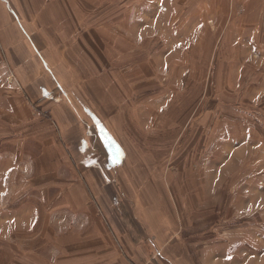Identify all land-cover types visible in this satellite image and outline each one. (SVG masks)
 <instances>
[{
  "label": "rangeland",
  "instance_id": "1",
  "mask_svg": "<svg viewBox=\"0 0 264 264\" xmlns=\"http://www.w3.org/2000/svg\"><path fill=\"white\" fill-rule=\"evenodd\" d=\"M59 1L91 68L75 95L131 163L83 104L53 126L56 90L3 105L0 264H264V0Z\"/></svg>",
  "mask_w": 264,
  "mask_h": 264
},
{
  "label": "crops",
  "instance_id": "2",
  "mask_svg": "<svg viewBox=\"0 0 264 264\" xmlns=\"http://www.w3.org/2000/svg\"><path fill=\"white\" fill-rule=\"evenodd\" d=\"M36 6V2L33 4L30 0H0V48L3 47V53L0 52V93L3 89H9L14 92V97L19 96L20 98L12 100L11 95V101L7 100L8 103L1 98L0 110H3L2 107L6 104H11L15 113L16 111L21 113L20 109L26 110L22 98L24 99L27 95V88L30 86L33 95L41 98H48L50 90H56L58 95L53 98V104L49 105L50 117L48 118L53 121V126L56 123L66 128L67 120L71 117L70 113L76 111L78 105L83 104L84 108L88 109H85L86 116L90 115L91 125L95 128L101 147L110 162L122 166L124 160L127 159V162L131 163L130 151L126 148V144L116 136L117 134L114 135L116 140L105 138L111 136L103 124L105 117L102 114L95 113L94 115L91 112L93 110L90 109H97L86 95L83 94L80 97L75 95L78 92L73 90L79 85H84L82 75L84 77L86 69L91 71L90 66H85L80 58L87 52L86 49L77 48L75 44L69 45L70 35L74 33L76 26L75 11L71 14L67 10V4L59 0L46 8L42 5L37 9ZM45 38L48 41L47 46L40 45V41ZM83 43L85 45V41ZM83 59L85 60V57ZM94 70L96 74L99 72L97 68ZM6 111L11 112L7 108ZM129 148L133 149L132 146ZM79 154L80 161H90L88 166L93 162H98L101 168H107L105 163L108 159L106 161L93 160L95 152L88 138H85L82 146L79 147ZM66 163H69L68 159ZM107 166L111 165L107 164ZM128 174L129 177L132 176ZM77 186L79 185L74 184L73 188ZM79 191H81L80 187ZM162 222L166 224L165 219Z\"/></svg>",
  "mask_w": 264,
  "mask_h": 264
}]
</instances>
